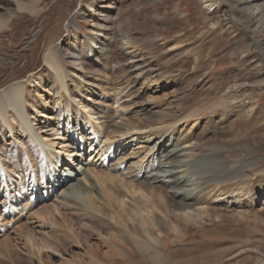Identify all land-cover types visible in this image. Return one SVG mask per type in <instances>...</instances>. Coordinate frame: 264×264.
Returning a JSON list of instances; mask_svg holds the SVG:
<instances>
[{
  "label": "rangeland",
  "instance_id": "374dc122",
  "mask_svg": "<svg viewBox=\"0 0 264 264\" xmlns=\"http://www.w3.org/2000/svg\"><path fill=\"white\" fill-rule=\"evenodd\" d=\"M218 1L219 6L208 7L207 0H0V66L11 75L23 68L16 71L22 78L12 80L21 86V111L11 109L7 120L0 117V264H87V248L101 247L96 239L70 240L67 250L47 244L57 235L53 219H62L59 210L69 212L63 193L79 186L78 200L85 204L94 197L116 223L113 210L120 203L112 201L111 209L101 176L92 170L115 181L138 173L152 176L147 168L176 144L197 148L191 170L210 192L204 194L208 201L194 208L170 209L176 218L186 216L192 227L208 226L184 250L171 252L173 259L178 264H264V59L250 38L260 32L256 24L243 22L241 0ZM102 7L111 10L106 20L99 17ZM231 7L234 19L227 14ZM249 42L254 48L246 50ZM115 49L121 57L114 60L109 56ZM127 62L132 68L122 71ZM106 115L130 126L141 119L153 129L109 134L102 125ZM132 134L136 138L126 143L123 139ZM157 142L166 148L159 150ZM211 147L223 149L235 170L250 169L237 195H231L235 172L216 176L222 165L202 157ZM33 151L37 165L28 162ZM193 174L188 179L198 190ZM67 175L75 176L70 186L52 192L53 184L60 187L55 180ZM37 176L36 183L46 180L38 190L32 186ZM206 177L212 179L206 182ZM20 188L25 194L15 201ZM123 189L126 212L138 210L135 197L142 201L144 217L147 209L152 213L141 193ZM214 205L229 215L221 221L208 211ZM46 206L52 213L42 215ZM154 217L175 238L176 221L160 210ZM128 221L143 231L140 238L159 237L161 244L156 225L151 231V225ZM217 222L222 226L212 225Z\"/></svg>",
  "mask_w": 264,
  "mask_h": 264
},
{
  "label": "bare ground",
  "instance_id": "6f19581e",
  "mask_svg": "<svg viewBox=\"0 0 264 264\" xmlns=\"http://www.w3.org/2000/svg\"><path fill=\"white\" fill-rule=\"evenodd\" d=\"M207 1H210L207 4L208 7L214 5V3H217L216 7L220 5L218 0L216 2L214 0H207ZM241 5L245 9L244 14H243V22L247 24V26L250 25V23L256 24L255 28L258 29V32H260V33L250 35L251 36L250 38H251V42L253 41L254 46L261 47L260 54L263 55V59H264V30H263L264 29V3L263 1H260V0H241ZM110 11H111L110 9H105L104 7H102V9L99 11L100 13L99 17H101V19L103 20H106V17H108L110 14L109 13ZM227 14L230 17L233 16L232 18L234 19L235 11L232 7L230 9H227ZM248 48H254L253 46H250V42L247 44L246 50ZM112 52L113 53L111 54V56H109L112 59H114L115 57L117 58L121 57L117 49L112 50ZM29 57L30 56L28 55V58ZM52 58H53L52 55H50L48 59L50 63H53ZM130 58L133 59L134 56H130ZM131 63L127 62L125 64H121L122 66L121 65L120 66H121L122 71L130 70L133 66L131 65ZM128 67L130 69H128ZM21 69L23 68H21L20 66L13 72V75H11V71L7 69L5 65L0 66V87L5 86L4 89L0 90V117H2L4 120H7L8 116L10 115L11 109L17 112L21 111V106L19 102L20 101L19 93H20L21 86L19 83H12L13 79L17 80V79L22 78L21 76H19V74H16V71L17 70L20 71ZM261 71H262L261 75L263 74L264 76V66L261 69ZM262 81L264 82V77ZM173 112H171L172 116L175 115ZM107 115L105 116L106 123L103 121L102 125H104L103 127H105L106 130H108L109 128L108 130L109 134L111 131H117V132L127 131L125 133H131L136 129L137 131L138 130L141 131L143 128L153 129L151 124H147L146 122L141 123L142 122L141 119L137 120L138 122L132 121L131 122L132 126H130V123L128 124L127 123H120V124L116 123L112 120V118L109 119ZM166 115L168 116L169 114L167 113L164 116ZM150 119L152 118L149 117V120ZM135 138L136 137H134V135L132 134L131 136L129 137L127 136L123 140L126 143H131ZM147 140L149 142L150 141L154 142V139L152 138L151 139L148 138ZM159 143L161 142L155 143V146L158 144L159 150H162L164 146L166 148L165 142L163 143V145L162 143L161 144ZM189 150L191 152L188 151V149L179 148L178 144H176L171 149H166L164 154L162 155V160L159 162H154L147 168L146 173L152 174L154 172L152 176L150 175L151 177L145 174H143V177H140L138 173L137 175L133 176V178H131L130 180H127V179L124 180V179H121L119 176H116L115 178H116L117 183H114L113 181L115 180L114 179L112 180L111 177L104 176L103 174H100V172L98 173L95 169L92 170L93 174L96 177L101 176L100 182L102 181V183L104 184L102 190H103V193H105V195L108 196V200L105 198L108 204H110L111 206L112 201H116V203L117 202L120 203V207L117 210L114 209L113 206H111V209L112 210L114 209L113 211L115 212L114 213L115 216H112V219L115 218L116 223H114L113 220L108 219L107 217L108 215L106 216V213H104L102 209L103 206L101 205L102 206L101 207L100 205H97L96 201L93 200L94 198L93 195H91L93 198H90L89 196L88 199H86L85 204L78 200L79 198H77V195L80 194L79 186L77 185L70 186L76 174L75 176H70V177H68L69 175H67L64 178H62L61 176L59 179L55 180V181H58L60 187L57 188L58 186H54L53 184V188L51 189L52 192L58 191V189L70 186L69 189L66 190L65 193H63L66 202H69L68 204H66L68 205L67 208H69L68 209L69 212L64 213L59 210V213L62 219L60 220L59 219L60 217L59 218L55 217L53 219L55 225L57 226V229H56L57 235H55L56 233L53 234L52 237L47 241L48 242L47 244L49 245V247L52 249H55V248L58 249L59 247L66 246V242L69 243L70 240H74V239H76L78 242L84 241L88 243V239L91 238V239H96L100 243L101 247L99 245H95V246L90 245L87 248V252L89 254V262L87 264H145V262H147L148 260H151L152 264H178L177 260L173 259L175 255L171 252H174V253L176 252L177 254L179 251L184 250L186 247V244L189 242L190 239L196 237V234L204 231L206 227H208L207 224L205 223H200V225L192 227L193 223L189 222V219L186 216L181 215L179 218H176L172 213H170V209L172 208L180 209L184 211L187 209L194 208V205L196 204H200V203H204L208 201L209 194H207V197L204 194L210 191H206L204 187H202L203 184L201 182H198L200 181V179H203V177H200L198 174L196 175V173L193 174L191 170L192 162L195 161L197 158L196 157L197 154L195 153L197 148L192 147ZM28 155H29L28 162H30L32 165L36 164L37 158H39L38 152L33 151L32 153H28ZM158 156L161 157V155H158ZM202 157L208 158L212 162L222 165V169L218 168L217 170H215L216 176H220L224 173L227 174L232 171L235 172L236 184L235 183L234 184L236 185V189L233 192H231V195H237L240 191H242L241 185L244 183L246 177L251 173V171H247L250 169L244 166H241L242 168L240 169L237 168L235 170L237 166L236 165L231 166L232 162H230L229 159L225 156L224 150L221 148L211 147L210 149H208L207 152L204 153ZM42 159L43 158H41V160ZM161 163H163V165H161ZM213 171L214 170L209 171V172L213 173ZM160 173H162L163 179ZM178 173H182V175L185 176V179H182L181 177H179ZM191 174L196 175L195 178L197 182H195V184H197V186L200 187V189L197 190L196 188L193 187V184L190 183L188 176H190ZM38 177L39 176H37L34 179L35 183L32 184V186L33 187L35 186L37 190L40 189L42 184L44 185L46 183V180H44L42 183H38V182L36 183V181H38L37 180ZM164 177L166 178L165 180H164ZM207 177H206V182L212 179L210 178L207 180ZM5 183L6 182H4V184ZM22 185L25 186V184H22ZM123 188H126L129 192L133 194V196H135L136 193H141L145 200L143 202L144 207H145V204L151 202L152 213L150 212L149 209H147L148 216L144 217L143 213L141 214L142 209H140L142 208L140 204V202L142 201H140L139 199L135 197L132 199L134 203L136 204V207H138V210L135 211L131 209L130 211L132 214L130 212H126L124 205H123L125 203V197L123 196L127 194ZM16 190L17 188L15 186L14 192ZM183 190H185V193L183 192ZM23 191L25 192L26 190L24 189L22 190L20 188L19 191L16 192V195H18V198L15 197L14 198L15 201H18L21 198L23 199V195L25 194ZM212 191H215V189H212ZM179 193H183V196L179 197L178 196ZM83 196H84V193H83ZM104 204H105V200H104ZM9 205H11V203ZM6 207H7L6 211H10L8 209V205ZM49 207L50 206H46L44 208V210L42 211V215H49L52 213ZM155 210L162 211L165 215L172 217V219L176 221L175 238H171L173 234L169 227H165L162 224L157 226L158 224L157 225L155 224L156 223V218L154 217ZM208 211H210L213 215L221 216V221L227 215H229L228 212L225 213L224 211H220L216 205H214V207H212ZM131 217L134 219H137L143 226L151 225L150 227L151 231L155 230L154 226L156 225L159 231L161 232L160 238L161 240L163 239L161 244H159L160 243L159 237L158 238L152 237L150 241L140 238L143 236V231L139 230L138 228H133L130 226V223H128L130 221L128 220ZM222 224H223L222 222H217L212 225L222 226ZM62 228H64L65 233L58 232V231H61ZM26 230H30V229H26ZM66 231H68L69 233L67 234ZM27 232L29 233L30 231H27ZM27 232L23 234L27 235ZM172 242H175L176 245H172L173 244ZM174 246L177 247L176 250L171 249ZM103 247L107 249L103 251L102 250ZM64 249L67 250L68 248L64 247ZM165 252H168L169 256L167 257L171 259L169 258L167 259V257H165ZM181 263L182 264L184 263L199 264L198 262L190 263L188 261L184 263L183 261H181ZM203 263H208V262L204 261ZM203 263H200V264H203Z\"/></svg>",
  "mask_w": 264,
  "mask_h": 264
}]
</instances>
